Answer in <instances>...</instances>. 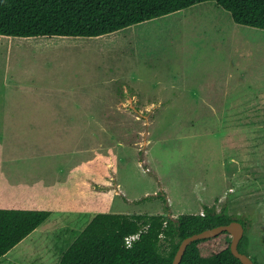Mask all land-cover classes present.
Returning <instances> with one entry per match:
<instances>
[{
	"label": "rangeland",
	"instance_id": "rangeland-1",
	"mask_svg": "<svg viewBox=\"0 0 264 264\" xmlns=\"http://www.w3.org/2000/svg\"><path fill=\"white\" fill-rule=\"evenodd\" d=\"M211 205L264 264V28L209 0L97 36L0 34V207L50 208L0 264H58L98 211Z\"/></svg>",
	"mask_w": 264,
	"mask_h": 264
},
{
	"label": "trees",
	"instance_id": "trees-1",
	"mask_svg": "<svg viewBox=\"0 0 264 264\" xmlns=\"http://www.w3.org/2000/svg\"><path fill=\"white\" fill-rule=\"evenodd\" d=\"M209 0H0V34L97 36ZM240 24L264 28V0H212ZM50 214L48 206L0 207V256ZM239 220L226 209L200 213L96 212L62 251L58 264H171L183 238ZM243 227L244 222L239 220ZM238 249L246 254V233ZM139 232L127 246L125 236ZM226 230L190 241L179 264H243ZM253 260V259H252ZM254 264H257L254 261Z\"/></svg>",
	"mask_w": 264,
	"mask_h": 264
},
{
	"label": "water",
	"instance_id": "water-1",
	"mask_svg": "<svg viewBox=\"0 0 264 264\" xmlns=\"http://www.w3.org/2000/svg\"><path fill=\"white\" fill-rule=\"evenodd\" d=\"M223 230H226L231 235L230 249L233 255L239 258L243 264H254L252 258L248 254L241 252L238 249V242L240 241L244 233V227L242 223L238 220H231L227 224H220L217 226L206 228L200 232H196V233L186 236L185 238L181 240L175 252V255L173 257L171 264H179L182 258V255L185 251V248L190 241L197 239V238L213 236V235L220 233Z\"/></svg>",
	"mask_w": 264,
	"mask_h": 264
},
{
	"label": "built area",
	"instance_id": "built-area-1",
	"mask_svg": "<svg viewBox=\"0 0 264 264\" xmlns=\"http://www.w3.org/2000/svg\"><path fill=\"white\" fill-rule=\"evenodd\" d=\"M139 238V232L137 233H133V234H129L127 236H125V243L127 246L131 245L133 240Z\"/></svg>",
	"mask_w": 264,
	"mask_h": 264
}]
</instances>
